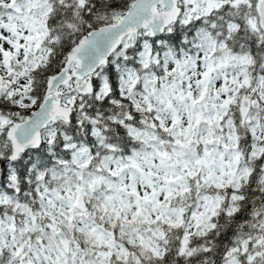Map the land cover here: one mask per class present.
Returning a JSON list of instances; mask_svg holds the SVG:
<instances>
[{"label": "snow or ice", "instance_id": "obj_1", "mask_svg": "<svg viewBox=\"0 0 264 264\" xmlns=\"http://www.w3.org/2000/svg\"><path fill=\"white\" fill-rule=\"evenodd\" d=\"M0 264H264V0H0Z\"/></svg>", "mask_w": 264, "mask_h": 264}]
</instances>
